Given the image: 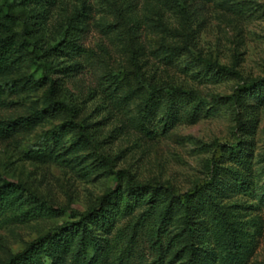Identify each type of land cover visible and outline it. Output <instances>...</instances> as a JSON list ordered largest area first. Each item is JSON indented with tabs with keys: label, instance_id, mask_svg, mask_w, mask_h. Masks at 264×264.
I'll return each instance as SVG.
<instances>
[{
	"label": "rangeland",
	"instance_id": "1",
	"mask_svg": "<svg viewBox=\"0 0 264 264\" xmlns=\"http://www.w3.org/2000/svg\"><path fill=\"white\" fill-rule=\"evenodd\" d=\"M13 12L0 10V175L27 192L20 206L3 191L0 264L130 179L167 191L110 205L89 264H187L183 208L161 219L171 193L209 199L203 264H264V95L250 90L264 87V0H25ZM51 87L69 111L49 109ZM79 242L35 262L84 264Z\"/></svg>",
	"mask_w": 264,
	"mask_h": 264
},
{
	"label": "trees",
	"instance_id": "2",
	"mask_svg": "<svg viewBox=\"0 0 264 264\" xmlns=\"http://www.w3.org/2000/svg\"><path fill=\"white\" fill-rule=\"evenodd\" d=\"M25 0H19L12 3V4H6L4 5L5 8H7V13L9 16H15L13 12V8L21 4ZM28 1V0H26ZM4 6H0V10L4 8ZM2 45L3 42H0V61L3 58V52H2ZM43 69L45 70V73L51 70V67L49 65H44ZM219 72H228L226 69H219ZM219 74V73H218ZM52 83L54 82L53 79H49ZM54 84V83H53ZM251 93L255 91V95L257 97H261L264 95V87H252L250 88ZM163 93L168 94H185L182 91L174 90V89H168V88H162V87H153L152 88V96L155 95H161ZM55 94L56 91L53 87L48 91L46 96V103L49 109H52L53 111L58 110H66L69 111V107L65 105L64 103L55 100ZM73 122L66 123V128L72 129ZM243 154L240 155L237 153L236 159H241L244 154L246 155V151L242 152ZM233 154V152L231 153ZM241 156V157H240ZM245 157V156H244ZM242 161V160H241ZM221 183L216 182V184L211 187V194L214 195L215 192H218L220 189ZM164 189L161 185L157 188L151 187L149 185H139L133 182L132 179L128 181V183L125 186V189H121L120 187H117L115 189H112L100 199V203L97 207L91 209L88 212L85 213H78L75 212L77 218H79V221L67 223L63 226H60L50 232H48L46 235L40 237L33 243H31L28 248L16 256L15 259L11 260L9 264H19L21 262L26 264H37L35 262V257L39 253L43 252L47 248H50L52 245H55L56 241H60L63 243V245H66L68 243V240L70 238H74L76 236L80 237L79 242V248L77 255L81 259V261L84 264H89L88 261V247L93 239V227L96 225L105 226L107 224V214L109 212L108 207L110 205H119L121 202L126 203L127 205L132 204V202H135L137 204L141 202L146 201H152V203L155 201L154 193H158ZM3 191H6L7 193H13L17 194V200L15 204H19L20 206H23L26 202V199H24V193L27 192V190L22 187L21 185L9 182L5 180L0 175V202L4 200ZM153 193V194H151ZM207 195V194H206ZM171 202H170V208H168L167 211L163 215H161L162 222H167L168 216L171 215V209L174 207L183 208L184 211V228L179 233V237L183 239L184 241V247L181 252H184L186 255V262L187 264H203V255H202V226L199 222H197V217L199 213L202 211V208L205 206H208L209 199L204 200V194L202 195H193V196H178L173 193H171ZM209 197V196H208ZM197 198V204L195 203V199ZM194 202H193V201ZM5 207H8L7 203L4 204ZM4 206H0V210H3L5 208Z\"/></svg>",
	"mask_w": 264,
	"mask_h": 264
}]
</instances>
